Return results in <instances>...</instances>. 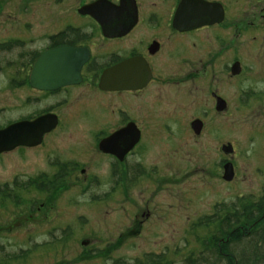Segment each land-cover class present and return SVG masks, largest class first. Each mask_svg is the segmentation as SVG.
I'll use <instances>...</instances> for the list:
<instances>
[{
    "label": "rangeland",
    "instance_id": "374dc122",
    "mask_svg": "<svg viewBox=\"0 0 264 264\" xmlns=\"http://www.w3.org/2000/svg\"><path fill=\"white\" fill-rule=\"evenodd\" d=\"M63 1L0 0V129L50 111L58 120L40 144L0 153V264L198 257L216 229L197 227L198 219L264 197V0H223L227 20L188 37L174 36L166 20L144 21L128 48L139 38L166 42L162 60L152 61L159 80L146 92L103 95L87 77L47 97L29 83L34 55L70 21L92 31L77 11L91 0ZM140 2L143 14L171 9L168 0ZM97 55L95 68L108 53ZM236 61L242 71L233 75ZM213 93L226 110L217 111ZM121 108L144 133L126 163L101 148L111 146L101 133L124 122ZM229 143L233 153L222 149Z\"/></svg>",
    "mask_w": 264,
    "mask_h": 264
},
{
    "label": "flooded vegetation",
    "instance_id": "af4514ba",
    "mask_svg": "<svg viewBox=\"0 0 264 264\" xmlns=\"http://www.w3.org/2000/svg\"><path fill=\"white\" fill-rule=\"evenodd\" d=\"M56 1L60 3L65 2L63 0H56ZM99 1H102V0H91L90 2L84 4V5H94L93 13L91 15L80 14L79 12L80 8L77 9L79 13V17L81 16V18L87 19L88 22L91 23L92 31L84 32L81 30L82 28L81 26H76L78 21L76 22L70 21L71 23L67 24L63 29L59 30L56 34H53V36L50 37V39L48 40V44L45 46V48L41 51V53L34 55L35 57L33 59H34V64H35L36 60L41 54L48 52L50 50H53V49L60 48V47L82 49L83 51H86L89 54V61L83 66L81 70L83 81L80 84H83L87 77H91V81L94 80V83L96 84L95 86L97 87V90L100 93H103V95H118L115 97H119L120 95L125 96V95L132 94V93L138 94L140 92H146L148 87H150L154 82H157L159 80L155 65L152 61L153 59L162 60V58L164 57V54L163 56L161 55L162 53L165 52L166 42L157 37L153 39H148V37H146L144 39L139 38L132 47L128 48L127 46L128 42L132 40L137 30L139 29V27H141L144 21L147 22L149 25H153L159 21L166 20L167 27L173 31L172 34L174 36H187L188 37L191 34L197 31H200L202 29L223 24L224 21L227 20V17L229 15V6L223 0H173V1L168 0V3H170L171 5V9L166 14H164L163 17L164 18L166 17V19H164L157 12H154V11H150L147 14H143L144 10L142 11L143 8H142V4L140 0H125V4L123 3V0H103L105 1L103 6L106 9L105 14L102 16L104 20L106 21L105 25L103 26L96 19V17H100L96 9V6H95L96 3ZM183 2H186L187 5H190L189 9H186L187 11H189L190 15H191V12L193 13L194 11L196 13L199 12L201 14L199 16L194 15L195 17H197V19L189 20L184 23L177 22L175 25L174 21L177 17V12ZM202 4L203 5L204 4L221 5L223 8V13H224L223 21L219 23L208 24V25H203V26H200V25L205 24V23H200L198 25H195L201 19L212 21L216 18V14L212 12L208 14L207 10L203 11L200 6ZM112 6L119 7L117 8L118 13L116 15L109 14ZM216 7L220 8V6H216ZM127 20H130V21L136 20L135 24L130 30H128ZM100 53H103V54L108 53V56L102 65L99 64L95 68V66L98 63V59H99V56L97 54H100ZM136 58L141 59L142 62H145L149 66L151 79L148 81L145 87L141 89H137L135 91L134 90H111V89H103L101 87L102 76L106 70L115 68L118 65H121L122 63L128 60H132ZM238 62L239 61H236L233 64V66ZM33 66H32V69H33ZM232 68H231V73H232ZM193 74H197V69L190 72L189 76ZM29 83H30V78H29ZM80 84H70V85H66L64 87H61L59 89L52 90V91H47V90L46 91L39 90V91L44 93L45 96L50 97L48 95H59L65 90L66 92H69V91L72 92L71 90L73 88L78 87ZM213 96L216 97V109H217V105H218L217 97L218 96L215 95L214 93H213ZM49 113H51V111ZM119 115L124 122L120 124V127L117 128V130L112 133H109L108 131H103V133H101L102 137H104L105 134H108V135L103 138L104 141L100 136L98 139V142L101 139L103 142H105L110 137H112L114 134H116L118 131L124 130L125 128H127V126L130 123H133L135 125V130L133 131L135 132H134V135L132 134L130 137L132 139H135L136 133H139L140 136H139L138 141L135 143V145L131 149L128 148L129 146L127 144V140L129 136L126 133H125L126 135H123V136L121 135L120 138L109 141L111 145L109 148L104 147L106 149L113 150L116 152V154L109 153L108 156L110 158H113L116 160L120 159L121 161H123V163H126L128 158L135 153L138 146L143 143L144 133L142 132L140 128H138V125L135 123V121L133 122L131 120L133 118L129 119L128 113L125 109L121 108V110L119 111ZM191 128H192V123H191ZM51 134L52 132L47 133L45 137ZM233 152H234V148H233ZM227 162L228 164L229 163L232 164V162H229V161ZM227 162H225L224 164H227Z\"/></svg>",
    "mask_w": 264,
    "mask_h": 264
},
{
    "label": "water",
    "instance_id": "95a60500",
    "mask_svg": "<svg viewBox=\"0 0 264 264\" xmlns=\"http://www.w3.org/2000/svg\"><path fill=\"white\" fill-rule=\"evenodd\" d=\"M105 1H99L96 3V9L100 17L96 19L104 26L106 21L102 17L105 14L106 9L103 4ZM125 4V0H123ZM190 5H187L186 2H183L179 7L177 12V17L174 21L176 25L177 22L184 23L189 20L197 19L196 16H199L201 13H196L195 11L191 15L189 11ZM194 6V5H192ZM191 6V7H192ZM202 10H207V13L210 12L216 14V18L212 21L206 19H201L197 22L200 26L219 23L224 19L223 8L221 5H211V4H202L200 5ZM216 6H220L216 7ZM94 5H84L80 8L79 12L83 15H91L93 13ZM117 8L111 7L110 13L116 15L118 13ZM121 8V7H120ZM199 8V9H201ZM185 19V20H184ZM136 21V20H135ZM135 21L127 20L128 30H130ZM89 61V54L82 49L76 48H67L60 47L57 49L50 50L41 54L36 60L33 69L30 75V85L32 88L41 91H52L64 87L70 84H80L83 81L81 70L83 66ZM241 72L240 63H236L232 68V74L238 75ZM151 79V74L149 66L142 62L141 59L136 58L128 60L121 65H118L115 68H112L109 71H105L102 76L101 87L103 89L111 90H137L146 86L148 81ZM117 82V83H116ZM218 98L217 110L223 111L227 107V102L221 98ZM58 125L57 116L49 113L47 115H42L33 120H21L13 124L8 125L7 127L0 129V153L4 151H11L19 146H36L43 141V137L56 129ZM192 129L196 134H200L203 129V121L197 119L192 122ZM135 130V125L130 123L127 128L124 130L118 131L112 137L106 141H111L117 138H120L121 135H128L127 140L128 148H132L135 143L138 141L140 134L136 133V138L132 139L130 136ZM126 133V134H125ZM104 151L112 154H116L115 151L109 150L101 147ZM226 153L233 152L232 144L224 145L222 148ZM125 153V152H124ZM233 166L232 164H227L225 166L224 180L231 182L233 180Z\"/></svg>",
    "mask_w": 264,
    "mask_h": 264
},
{
    "label": "trees",
    "instance_id": "16d2710c",
    "mask_svg": "<svg viewBox=\"0 0 264 264\" xmlns=\"http://www.w3.org/2000/svg\"><path fill=\"white\" fill-rule=\"evenodd\" d=\"M1 194L4 198L9 195L8 192ZM15 195H18L16 191ZM243 201L238 200V203H244L243 206L236 203L233 207H225L221 204L213 215L198 219L197 227L213 224L215 233L203 241L206 249L198 257L190 256L183 264H264V197L258 201ZM16 202L20 203V200ZM248 226L251 229L245 228ZM134 264L179 263L167 261L166 254H147Z\"/></svg>",
    "mask_w": 264,
    "mask_h": 264
},
{
    "label": "bare ground",
    "instance_id": "6f19581e",
    "mask_svg": "<svg viewBox=\"0 0 264 264\" xmlns=\"http://www.w3.org/2000/svg\"><path fill=\"white\" fill-rule=\"evenodd\" d=\"M112 69V68H111ZM111 69H108V70H106V71H109V70H111Z\"/></svg>",
    "mask_w": 264,
    "mask_h": 264
}]
</instances>
